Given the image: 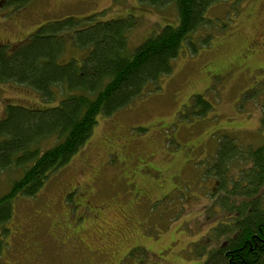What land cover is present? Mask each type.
I'll return each mask as SVG.
<instances>
[{
  "label": "rangeland",
  "instance_id": "rangeland-1",
  "mask_svg": "<svg viewBox=\"0 0 264 264\" xmlns=\"http://www.w3.org/2000/svg\"><path fill=\"white\" fill-rule=\"evenodd\" d=\"M4 4L0 0L5 54L30 43L38 26L67 16L127 18L134 23L130 47L177 16L171 5L157 8L141 0H29L11 12ZM206 17L210 21L191 34V45L182 46L159 89L98 118L69 164L34 196L15 200L10 230L0 234V264H198L205 259L199 255L204 240L210 238L206 247L222 241L208 230L221 216L211 206L214 152L225 135L242 147L264 142L258 101L264 71L257 70L264 58L240 61L236 54L247 52L250 36L264 32V0L218 1ZM66 40L62 61L86 55L85 47ZM2 81L0 118L14 102L39 103L31 89ZM6 179L0 175V187ZM83 183L92 187H85L91 205L81 203Z\"/></svg>",
  "mask_w": 264,
  "mask_h": 264
},
{
  "label": "trees",
  "instance_id": "trees-1",
  "mask_svg": "<svg viewBox=\"0 0 264 264\" xmlns=\"http://www.w3.org/2000/svg\"><path fill=\"white\" fill-rule=\"evenodd\" d=\"M3 1L11 12L29 0ZM218 1L223 0H141L157 8L171 5L176 22L166 21L133 47L128 42L133 22L92 21L90 14L44 23L23 48L0 51L2 82L31 89L39 99L37 105L14 102L0 118V175L7 178L0 187V234L10 230L15 200L34 196L69 164L84 149L98 118L159 89L160 78L170 74L182 46L191 45V34L210 21L206 13ZM82 22L85 26L78 27ZM62 36L85 47L86 55L62 61L67 44ZM259 98L264 122V93ZM213 161L217 187L211 191V206L221 216L208 230L216 240L223 238L207 247L210 238L202 242L199 255L205 259L198 264H264V142L242 147L225 135Z\"/></svg>",
  "mask_w": 264,
  "mask_h": 264
},
{
  "label": "flooded vegetation",
  "instance_id": "flooded-vegetation-1",
  "mask_svg": "<svg viewBox=\"0 0 264 264\" xmlns=\"http://www.w3.org/2000/svg\"><path fill=\"white\" fill-rule=\"evenodd\" d=\"M12 23L14 26L19 27L21 21L19 19H15ZM245 49L247 50V52H245L244 50L240 51V52H236V54L239 55L240 61L245 60L247 57H252L256 60L260 59V58H264V32L263 31L258 32V33L253 34L252 36H250L247 39ZM260 62H262V63H260ZM260 62L259 63L257 62V64H258L257 70H259L261 72L262 70L264 71V63H263L264 60H260ZM86 186L92 188L90 186V184L83 183L84 192L81 194L80 199H81V203L84 206L92 204L89 200V194L86 193V190H87V189H85ZM144 196H146V195H144ZM94 205H92V206H94ZM96 207H97V209L100 207L103 208V206H101V205H97ZM101 217H102V214H100L99 219H101ZM122 218L124 219V223L127 224L126 218H128V217H127L126 213H123ZM101 222H102V220H101ZM57 225L59 226L61 224L59 223Z\"/></svg>",
  "mask_w": 264,
  "mask_h": 264
}]
</instances>
